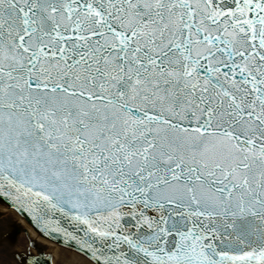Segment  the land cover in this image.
Instances as JSON below:
<instances>
[{
	"label": "snow or ice",
	"instance_id": "1",
	"mask_svg": "<svg viewBox=\"0 0 264 264\" xmlns=\"http://www.w3.org/2000/svg\"><path fill=\"white\" fill-rule=\"evenodd\" d=\"M0 201L80 264H264V0H0Z\"/></svg>",
	"mask_w": 264,
	"mask_h": 264
},
{
	"label": "bare ground",
	"instance_id": "2",
	"mask_svg": "<svg viewBox=\"0 0 264 264\" xmlns=\"http://www.w3.org/2000/svg\"><path fill=\"white\" fill-rule=\"evenodd\" d=\"M9 218L13 219L15 222H18L21 226V234L18 237L16 245H11L9 241L4 240L0 242V264H17L13 256H10L12 252H24L27 244V231L25 223L20 220L8 207L0 202V228L8 226ZM42 251H45V254L52 255V264H80L82 257L77 254L66 252L61 250L59 247L54 244L41 245ZM4 249H7L5 252ZM33 253L37 252V249L33 248ZM52 250L55 254H52Z\"/></svg>",
	"mask_w": 264,
	"mask_h": 264
},
{
	"label": "water",
	"instance_id": "3",
	"mask_svg": "<svg viewBox=\"0 0 264 264\" xmlns=\"http://www.w3.org/2000/svg\"><path fill=\"white\" fill-rule=\"evenodd\" d=\"M25 226H26V231H27L28 237H31L32 239H35V241H36L37 244H39L40 246L41 245L49 244L48 242H45V241L41 240L40 238H37L35 236L34 232L29 229V227H28V225L26 223H25Z\"/></svg>",
	"mask_w": 264,
	"mask_h": 264
}]
</instances>
